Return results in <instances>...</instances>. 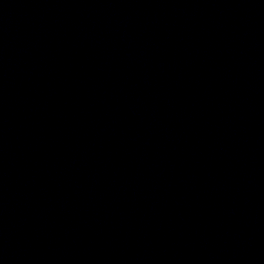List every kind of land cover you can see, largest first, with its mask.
<instances>
[{
  "label": "water",
  "instance_id": "obj_1",
  "mask_svg": "<svg viewBox=\"0 0 264 264\" xmlns=\"http://www.w3.org/2000/svg\"><path fill=\"white\" fill-rule=\"evenodd\" d=\"M0 264H264V0H0Z\"/></svg>",
  "mask_w": 264,
  "mask_h": 264
}]
</instances>
